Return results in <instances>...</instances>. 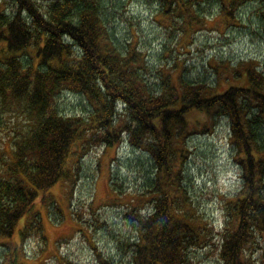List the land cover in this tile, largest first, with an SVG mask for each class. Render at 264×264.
Masks as SVG:
<instances>
[{
  "label": "trees",
  "instance_id": "1",
  "mask_svg": "<svg viewBox=\"0 0 264 264\" xmlns=\"http://www.w3.org/2000/svg\"><path fill=\"white\" fill-rule=\"evenodd\" d=\"M11 1L16 8L9 13L0 0V133L5 138L0 147V263L21 264L23 246L33 233L47 243L35 202L62 178L71 180L72 147L78 154L92 145L117 147L127 140L125 132L132 145L153 154L164 179L151 190L157 196L151 199L155 208L138 214V239L122 243L133 252L130 264H191L189 249L196 244L199 226L188 196V212L177 208L184 192L172 174L179 178L182 173L184 152L191 149L183 134L189 131L187 115L197 110L207 116L204 124L217 116L230 120V143L236 144L242 167L229 166L236 169L243 188L228 198L234 221L217 227L213 235L218 264H264V246L257 240V234L264 239V72L258 61L242 63L232 75L238 73L244 84L228 81L222 91L181 75L178 86L163 79L161 90L154 92L140 73V53L135 48L121 52L116 32L106 23L103 9L108 0H43L49 1L44 11L41 0ZM206 1L163 0V5L168 11L197 12L196 6ZM219 1L221 16L229 21L235 18L234 7L245 0ZM193 20L201 25H190V31L207 22L198 13ZM65 92L87 96L96 111L97 129L87 127L82 116L62 112L59 99ZM119 102L131 117L119 115L117 125L113 116L121 110ZM89 129L96 132L86 144L82 137ZM73 160L79 176L82 165ZM113 181L112 175L111 188ZM143 199L140 195L132 203L140 205ZM23 217L18 245L9 238ZM256 249L262 250L260 260L254 256ZM98 253L102 264H115L112 257ZM65 264L80 263L68 259Z\"/></svg>",
  "mask_w": 264,
  "mask_h": 264
},
{
  "label": "rangeland",
  "instance_id": "2",
  "mask_svg": "<svg viewBox=\"0 0 264 264\" xmlns=\"http://www.w3.org/2000/svg\"><path fill=\"white\" fill-rule=\"evenodd\" d=\"M2 1L9 13L15 10L11 0ZM48 2L38 1L43 11ZM104 5L103 12L107 9V15L104 14L109 18L106 23L113 33L116 32L121 52L126 54L127 49L135 48L140 53L144 66L140 73L154 92L161 90L163 79L178 86L181 75L185 79L206 82L215 91H222L228 81L244 84L238 73L232 74L250 60L258 61L259 69L264 72V0L242 1L234 7L235 18L229 21L221 16L219 0L202 2L196 6L197 12L186 13L168 11L163 0H108ZM197 13L207 18L206 25L190 31L191 27L201 25L193 20ZM225 71H231V75ZM123 105L117 103L121 110L116 109L113 116L117 125L119 115L131 117ZM59 106L64 114L82 116L87 127L97 129V121L93 120L96 111L86 95L65 92L59 99ZM187 118L189 131L183 134L191 149L184 152L180 177L172 174V180L175 178L174 183L180 184L181 193L184 192L177 208L184 214L188 212L185 201L188 196L193 206V220L199 226L196 244L189 249V262L218 264L213 235L217 227L225 228L228 221H234L228 198L243 188L242 179L237 180L236 169L229 166L242 167L237 160V146L233 141L230 143L232 131L228 118L217 116L216 121L212 119L204 124L207 116L197 110L189 112ZM96 129L85 131L87 134L82 141L93 142L91 135ZM3 135L1 132L0 147L5 142ZM123 135L127 140L117 147L92 145L79 154L74 153L72 147L68 162L70 169L73 167L71 180L62 178L42 192L35 202V208L41 212L47 243L31 234L23 246L21 264H65L68 259L80 264H102L98 252L112 257L115 264L132 262L133 252L126 250L122 243L138 239L141 229L138 214L147 215L155 208L151 199L157 196L151 190L163 185L164 179L153 154L145 147L132 145L128 134L124 132ZM74 157L79 159L78 165H82L79 176ZM112 175L113 188L109 185ZM46 195L49 198L44 202L42 198ZM140 195L144 202L133 204L132 200ZM25 219L18 222L15 234L9 238L18 245ZM257 240L264 246L259 234ZM59 253L61 255H57ZM254 256L260 260L262 250L256 249Z\"/></svg>",
  "mask_w": 264,
  "mask_h": 264
}]
</instances>
